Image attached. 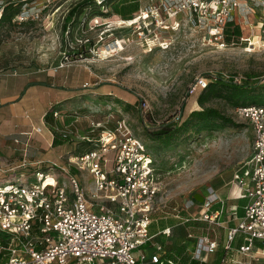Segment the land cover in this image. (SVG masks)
<instances>
[{"label":"rangeland","instance_id":"rangeland-1","mask_svg":"<svg viewBox=\"0 0 264 264\" xmlns=\"http://www.w3.org/2000/svg\"><path fill=\"white\" fill-rule=\"evenodd\" d=\"M83 1L30 0L28 8L36 7L39 19L21 22L17 15L0 25V68L53 74L57 67L63 66L59 74L69 81L56 83L57 91L72 90L73 98L51 102L50 129L62 130L73 120L70 117L78 116L79 128L88 134L86 115L102 122L111 114L114 119L108 123L109 128H114L116 120L124 119L133 135L145 141L156 160V177L162 186L151 234L177 225V216L188 217L184 211L187 202L197 194H205L209 187L224 201L223 208L227 202L237 200L241 191L234 178L243 173L250 159L253 133L250 126L235 116V102L245 104L246 99L235 98L234 91L218 82L220 79L238 84L258 82L259 87L264 86V5L252 4L254 12L239 15L236 23L242 35L226 39L225 45L210 41L203 30L181 23L177 29L148 41L150 51L145 48V37L140 38L129 27L134 23L127 19L137 13H131L137 8L136 3L125 5L123 1L122 5L108 0L110 5L103 6L98 5L101 0H96L91 11L70 22L73 21L68 19L70 12ZM152 2L140 0L139 9ZM7 3L19 4L21 10L25 7L22 0ZM120 10L129 15H122ZM199 77L208 81V87L190 95V86ZM211 84L216 85L211 88ZM260 94L264 92L257 89L251 96ZM200 98L206 100L203 105ZM183 106L184 118L194 111L214 108L233 123L201 132L180 127L171 138L163 140L147 136L148 115L157 124L178 121ZM52 110L60 111V118H55ZM63 143L66 147L53 149L58 150L59 164L65 166L77 153L75 144ZM246 203V200L237 203L241 212ZM196 214L201 212L196 210ZM187 227L198 233L208 230L204 224L172 230L170 238L161 239L167 249L193 248ZM217 234L219 241H223L220 230ZM238 241L241 243L242 238ZM180 258L188 259L186 249ZM259 264H264V256Z\"/></svg>","mask_w":264,"mask_h":264},{"label":"built area","instance_id":"built-area-1","mask_svg":"<svg viewBox=\"0 0 264 264\" xmlns=\"http://www.w3.org/2000/svg\"><path fill=\"white\" fill-rule=\"evenodd\" d=\"M29 1L22 0L25 7L17 16L21 22L40 17L36 7L28 8ZM252 4L264 5V0H153L129 20L134 22L129 27L145 37L150 51L149 42L181 23L225 45L227 26L241 13L254 12ZM6 5L7 0H0V21ZM208 84L197 78L190 95ZM51 113L61 116L58 110ZM235 116L252 128L253 145L243 173L234 178L241 191L238 198L247 201L244 215L237 218V208H230L237 223L226 230L223 241L217 230L224 201L213 187L199 194L202 202H187L188 217L177 216V225L151 234L162 186L150 147L133 135L124 119L109 128L111 114L102 122L86 115L89 133L84 134L79 117L72 116L64 129H50L53 139L75 144L77 155L67 165L49 161L45 168L42 160L28 162L32 137L43 133L42 127H34L26 140H14L25 148L20 168H0V264H180L181 258H171L172 250L161 239L191 224L207 225L208 230L198 233L187 227L193 241V248L186 247L187 264H219L220 251V264H259L264 256V248L257 246L264 243V105L239 106Z\"/></svg>","mask_w":264,"mask_h":264},{"label":"crops","instance_id":"crops-1","mask_svg":"<svg viewBox=\"0 0 264 264\" xmlns=\"http://www.w3.org/2000/svg\"><path fill=\"white\" fill-rule=\"evenodd\" d=\"M62 68L63 66L57 67L53 74L45 73L43 70L0 68V168L8 172L20 168L25 148L21 144H16L14 140H26L34 127H42L43 133L34 134L32 137L28 148V162L42 160L45 164L49 161L60 163L57 158L58 150L53 149L56 145L52 133L44 124V120L49 125V117L46 116L51 109V102L62 103L73 98L72 90L63 91L64 88H61L57 91L56 83L65 84L69 81L68 77L59 74ZM58 146L66 147L63 144ZM236 199L227 202L223 209L219 204V210H223L220 218L222 227L219 230L224 237L226 230L237 223V218L244 215L243 211L241 216L237 205L242 198ZM231 207L237 208V218L229 215ZM173 249L170 250L174 254ZM221 255L223 256L220 251L219 259Z\"/></svg>","mask_w":264,"mask_h":264},{"label":"trees","instance_id":"trees-1","mask_svg":"<svg viewBox=\"0 0 264 264\" xmlns=\"http://www.w3.org/2000/svg\"><path fill=\"white\" fill-rule=\"evenodd\" d=\"M123 1L125 2V5H128L129 3H132V2L134 4L136 3L135 5L137 6V8L134 9L131 13L139 12L140 9H139L138 4L140 0H128V2H126V0H115L113 3L119 4L122 2V5H123L124 3ZM110 2L111 1L106 0L103 3V6L105 4L110 5ZM95 3L96 2L94 0H85L81 2L80 4H78L70 12L69 17H68L69 21L73 19V21H70L73 23L74 19L76 20L77 17L83 16L85 14V11H91L93 9V4ZM14 6H16L17 9H15ZM11 9L13 10L12 12H10ZM20 12H21V6L19 4L9 3L8 5L5 6L3 10V16L0 21V25L7 21H11L13 17H16L17 15H19ZM120 13L124 16L129 15V14H125L124 11H121V10H120ZM132 19L133 17L128 18L127 20L129 21ZM241 35H242L241 28L240 26H238L236 22H232L227 26L226 31H225V39L230 40L232 37H240ZM218 83L220 86L234 91L235 98L242 99L244 97V99H246V102L245 101L243 102L245 104H239L238 102L237 103L235 102V105H236L235 108L239 106L250 105V104L264 105V94H260L256 97L251 96V94L256 92L257 89L264 92V86L259 87L258 82H256L255 84H249V82L238 84L234 80L222 81L220 79ZM214 85L216 84H211L209 85V87L213 88ZM199 101L203 105L206 100L204 98L203 99L200 98ZM184 107L185 106H183V109L181 111V117L178 121H171L165 124L155 123V121L152 120V118L148 115L147 117L149 119L148 121L150 122V126L146 127L147 136L151 140H163V139L171 138L175 133H177L181 129L180 127H182L184 131H188L191 128H196L197 132H201L204 130H218L219 128L225 127V125L227 124L233 123V121L230 118H227L222 113H220L219 110L214 109V108H203L200 111L192 112L188 117L184 118L183 116L184 109H185ZM140 109L141 111H143L142 103L140 105ZM49 115L50 114H48L46 117H49ZM54 142L56 146L64 144L63 142H59L57 137H55ZM241 200H245V199H241ZM244 207H243L242 212L244 211ZM238 210L240 211L241 208L238 207ZM242 212H241V216L243 215ZM2 242L4 241L1 240V237H0V243ZM257 246L260 248H264V243L257 242ZM185 249H186L185 246L174 248L173 249L174 254H171L170 257L177 259L176 257H180L182 252L185 251ZM221 257L222 255L220 256V259ZM220 259H219V264H220ZM187 263L188 261L180 259V264H187ZM191 264H198V263L193 262Z\"/></svg>","mask_w":264,"mask_h":264},{"label":"water","instance_id":"water-1","mask_svg":"<svg viewBox=\"0 0 264 264\" xmlns=\"http://www.w3.org/2000/svg\"><path fill=\"white\" fill-rule=\"evenodd\" d=\"M195 199H197L199 202H202L203 201V198L200 195H196L195 196Z\"/></svg>","mask_w":264,"mask_h":264},{"label":"bare ground","instance_id":"bare-ground-1","mask_svg":"<svg viewBox=\"0 0 264 264\" xmlns=\"http://www.w3.org/2000/svg\"><path fill=\"white\" fill-rule=\"evenodd\" d=\"M134 23V22H133Z\"/></svg>","mask_w":264,"mask_h":264}]
</instances>
